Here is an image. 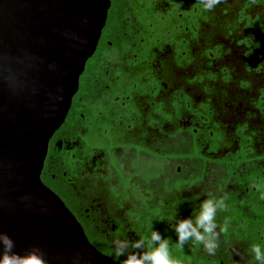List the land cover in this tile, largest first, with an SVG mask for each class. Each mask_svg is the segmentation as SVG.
<instances>
[{"label":"flooded vegetation","instance_id":"flooded-vegetation-1","mask_svg":"<svg viewBox=\"0 0 264 264\" xmlns=\"http://www.w3.org/2000/svg\"><path fill=\"white\" fill-rule=\"evenodd\" d=\"M197 8L111 0L48 144L42 181L116 264L112 239L152 223L180 264H240L237 252L264 243V0ZM209 192L227 196L220 248H178L168 217L189 216Z\"/></svg>","mask_w":264,"mask_h":264},{"label":"water","instance_id":"water-1","mask_svg":"<svg viewBox=\"0 0 264 264\" xmlns=\"http://www.w3.org/2000/svg\"><path fill=\"white\" fill-rule=\"evenodd\" d=\"M110 6L0 0V233L18 253L39 248L49 264H76L78 252L79 264H116L41 179L49 141L65 121Z\"/></svg>","mask_w":264,"mask_h":264},{"label":"clouds","instance_id":"clouds-1","mask_svg":"<svg viewBox=\"0 0 264 264\" xmlns=\"http://www.w3.org/2000/svg\"><path fill=\"white\" fill-rule=\"evenodd\" d=\"M226 0H198L197 11L212 13L217 6ZM86 43V38L82 44ZM252 51L247 53L248 56ZM59 100V96L53 100V106ZM27 199V198H26ZM264 199V195L261 196ZM227 209V196L215 193H206L203 199L196 202L192 213L180 218L177 211L168 217V226L176 236V246L183 249L185 245L194 243L210 255H215L220 248V237L228 231L225 223L223 226L218 221L219 213ZM146 235L136 234L137 239H130L128 235L113 238L111 246L117 258L125 257L122 264H180L172 254L170 238L163 235L153 227L146 229ZM264 239V237H261ZM15 242L7 233H0V264H49L39 248L33 247L24 254L14 251ZM240 256V264H264V243H251L243 255ZM76 264H79L81 256L78 252ZM90 260V257L87 258Z\"/></svg>","mask_w":264,"mask_h":264}]
</instances>
